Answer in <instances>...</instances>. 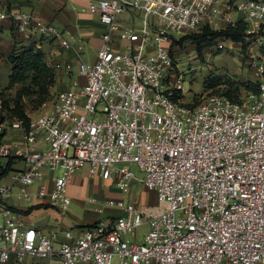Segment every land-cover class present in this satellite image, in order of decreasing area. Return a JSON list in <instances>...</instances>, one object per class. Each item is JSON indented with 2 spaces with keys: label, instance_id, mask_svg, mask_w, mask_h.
Segmentation results:
<instances>
[{
  "label": "built area",
  "instance_id": "2783aa9c",
  "mask_svg": "<svg viewBox=\"0 0 264 264\" xmlns=\"http://www.w3.org/2000/svg\"><path fill=\"white\" fill-rule=\"evenodd\" d=\"M86 1L105 31L95 61L77 67L85 82L72 81L43 103L26 129L7 122L22 132L18 142L5 144L0 124V167L22 164L0 181V264L25 257L60 264H264V53L254 65L257 95L232 101L210 94L193 107L181 101L170 50L178 35L234 27L235 14L251 24L264 50V0ZM130 13L143 22L138 32L117 21ZM5 20L25 40L36 32L69 46L54 27L34 26L29 14L0 12V25ZM116 39L132 45L115 51ZM84 166L91 179L121 191L141 183L156 205L90 197L95 212L118 215L78 234L45 235L24 226L7 203L38 200L65 215L68 184Z\"/></svg>",
  "mask_w": 264,
  "mask_h": 264
},
{
  "label": "crops",
  "instance_id": "0c3cea01",
  "mask_svg": "<svg viewBox=\"0 0 264 264\" xmlns=\"http://www.w3.org/2000/svg\"><path fill=\"white\" fill-rule=\"evenodd\" d=\"M86 4V0H0V12H23L29 14L33 18L34 26L49 25L54 27L60 31L69 45L68 48H63L57 40L43 37L36 32L30 35L29 40H25L13 31L9 20L3 21L0 25V70L4 72L3 78L5 84H7L6 88L8 87V76L11 69L6 62L8 55L15 46L19 48L29 44L41 50L44 54L46 65L54 71L55 78L52 88L54 95L61 90L69 88L72 81H77L79 84L85 82L84 78L77 74V67L81 63L91 64L95 61L96 53L102 43L101 36L105 31V28L99 24L97 18L86 12ZM234 18L243 20L240 14H235ZM117 21L121 26L134 32L140 31L143 27L142 20L133 13L123 14L118 17ZM131 45L128 41H118L116 39L113 48L115 51L121 52L126 51ZM67 65L70 69L66 68ZM2 128L1 137L5 144H12L21 140L22 132L11 129L7 122L3 123ZM21 168L22 164L17 162L12 166V171H17ZM6 180L3 179L1 182H8ZM98 181L101 182L100 180ZM81 188L85 190V187L78 186L75 175L67 187L71 204L78 198L81 199L79 193L73 194L76 189L80 190ZM102 198L101 200H109L107 197L105 199ZM87 199L85 198L84 204H87ZM7 203L15 211L19 212V219L24 226L31 225L38 232L45 235L60 229L72 230L73 234H78L98 220L113 216V212L110 210H105L101 214L91 213L88 210L82 215L68 210L65 215H61L44 202H39L38 200L25 204L14 198H9ZM31 208L34 209L29 211ZM6 264H60V262L55 258L40 260L25 257L21 262L17 263L14 260H10Z\"/></svg>",
  "mask_w": 264,
  "mask_h": 264
},
{
  "label": "rangeland",
  "instance_id": "374dc122",
  "mask_svg": "<svg viewBox=\"0 0 264 264\" xmlns=\"http://www.w3.org/2000/svg\"><path fill=\"white\" fill-rule=\"evenodd\" d=\"M246 23L248 24L247 37L244 38L243 43L219 39L215 46L204 49L201 56L197 55L195 46L191 44L190 40L184 39L189 35L176 36L179 41L184 39L180 45L174 48L176 76H180L185 92L181 100L183 103H190L196 107L202 101L203 96L217 94L226 97L225 93L229 92L232 93L233 99H236L234 101H238L247 93L241 84L258 83L254 65L263 55L264 50L260 47L258 36L249 33L252 28L251 24ZM3 76L4 72L0 70V108L3 101H11L15 97V92L19 88L5 89L7 84H5ZM213 83L216 85L209 87ZM52 88L53 86L49 90V98L54 96ZM35 98H37L35 95L33 98L32 96L25 98L24 105L28 117H33L40 111L41 106L37 105ZM0 121H3L2 116H0ZM131 170L135 177H142V174L134 166L131 167ZM76 177L78 186L85 187V190L81 188L73 192L75 195L77 193L81 195V199L78 198V200L73 201L69 208L73 213L82 215L90 210L91 213L99 214L93 211V207L84 204L85 198L90 197L100 201L107 200L106 197L115 200L123 199L125 202L135 200L142 209L152 208L156 204L154 193L146 189L141 183H133L128 190L121 191L106 182L91 179L85 166L81 168ZM100 197L105 200H101ZM105 210L112 211L113 216L118 214L113 209ZM145 232V226L139 228L136 232L137 238L142 239Z\"/></svg>",
  "mask_w": 264,
  "mask_h": 264
},
{
  "label": "trees",
  "instance_id": "16d2710c",
  "mask_svg": "<svg viewBox=\"0 0 264 264\" xmlns=\"http://www.w3.org/2000/svg\"><path fill=\"white\" fill-rule=\"evenodd\" d=\"M235 1V0H231ZM255 1V0H250ZM13 31L16 32L13 27ZM248 24L243 20L238 21L234 27H227L221 30H212L204 28L200 34H189L187 38L191 44L195 46L198 56L202 55V52L206 48L215 46L216 41L219 39L229 40L233 43H243L244 38L247 37ZM17 33V32H16ZM173 40L171 49L176 48L184 40ZM172 55V51L170 53ZM173 56V55H172ZM7 64L10 65V73L8 76V87L6 89H12L19 87L15 92V97L11 101H3L0 108V113L3 118L2 123L11 122L13 119L22 123L26 129L29 124V117L25 111V98L35 95L37 98V105L41 106L43 103L50 100L49 90L54 84L55 74L54 71L48 67L45 63L44 54L41 50L35 48L32 44L21 47H14L11 53L8 55ZM213 83L209 87H214ZM241 87L245 91L257 95L259 93L258 83H244ZM226 97L234 101L232 93H225ZM12 105V106H10ZM37 106V107H38ZM10 172H12L11 162L5 169L0 167V181L5 178ZM31 208L29 211H32ZM15 213H19L14 210ZM28 213V212H27Z\"/></svg>",
  "mask_w": 264,
  "mask_h": 264
}]
</instances>
